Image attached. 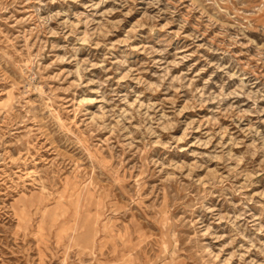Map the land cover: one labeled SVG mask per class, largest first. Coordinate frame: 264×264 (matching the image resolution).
I'll return each instance as SVG.
<instances>
[{
  "label": "rangeland",
  "instance_id": "obj_1",
  "mask_svg": "<svg viewBox=\"0 0 264 264\" xmlns=\"http://www.w3.org/2000/svg\"><path fill=\"white\" fill-rule=\"evenodd\" d=\"M0 264H264V0H0Z\"/></svg>",
  "mask_w": 264,
  "mask_h": 264
}]
</instances>
